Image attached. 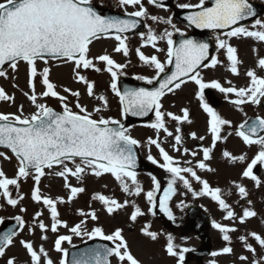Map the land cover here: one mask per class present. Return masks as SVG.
Segmentation results:
<instances>
[{
    "label": "snow or ice",
    "instance_id": "1",
    "mask_svg": "<svg viewBox=\"0 0 264 264\" xmlns=\"http://www.w3.org/2000/svg\"><path fill=\"white\" fill-rule=\"evenodd\" d=\"M118 3L125 9L124 16L127 18L102 15L97 11L92 0H3L0 2V77L7 78L8 68L15 72L19 63L24 62L28 69L29 91H24L23 95L34 109L26 115L24 105L20 104L16 112H0V148L4 149L0 151V158L11 161L14 157L17 162L16 172L12 178H9L0 167V198H3L8 206L18 207L25 199L19 191L20 182L31 178L34 184L30 199L42 205L50 217V224H46L42 219L44 214L42 210L34 213L30 224L22 215L11 217L15 224L0 232V258L5 257L7 250L16 245L17 238L27 226L30 236H35L37 229L40 231L42 242L49 239L47 235L49 231L56 234L53 250L60 254V259L53 260L43 243L37 246L31 239L19 238V245L28 257L24 264H113V260L115 264H142L131 251L122 228L117 227L106 233L102 226H94L91 229L87 227L89 221L99 220L97 211L92 209L91 205L88 211L77 209V215L81 219L72 226L60 218L58 205L71 204L84 193L86 188L83 184L88 176L101 178L106 174L111 175L127 197H138L143 194L149 205L148 213L155 216V210L159 207V211L169 220L175 219L169 202L177 194L178 182L194 197L210 196L225 213L224 219L232 222L231 225L212 222V227L222 234V239L226 242V246L222 249L211 253L213 257L234 255L230 233L238 231L235 224L237 222L245 224L258 215L251 207H245L241 213H237L223 198V190L220 187H212L208 180L198 175L197 169L214 172L215 169L208 162L213 159L218 142L227 143L228 137L234 134L245 146L249 148L258 146V151L250 162L246 163L241 173L242 178L251 179L256 187L264 186V181L254 174L257 166H264V116L247 118L235 126L234 132L229 131L224 135L226 127L233 128L232 121L224 118L205 99V90L215 89L224 94L225 99L239 111H243L244 105L262 106L264 75L258 74L257 69L264 72V57H260L259 50L253 48V52L257 53V65L256 68L246 71L248 83L245 86H235L231 80L226 81L227 87L218 79L206 81L201 75L202 67L215 69L225 63L218 55L210 56L208 42L188 38L170 17L150 15L143 0H118ZM147 3L155 7H165L162 0H147ZM129 6L136 10L128 12L126 9ZM179 7L194 9L185 17L189 27L207 29L216 33L217 53L223 50L227 68L235 76L240 75L239 66L243 61L239 59L238 48L230 41L233 38H251L258 43H264V20L254 19L250 26L243 23L257 15L249 0H199L196 4H181ZM142 19L170 25L171 30L166 28L161 34H157L151 26L145 25L148 29L147 33H140L141 47L150 45L157 52L165 53V60L162 61L157 55H145L141 48H136L139 60L152 68L155 75L151 77L137 75L135 79L156 86L125 87L121 91L118 81L125 74L124 70L128 64L118 63L107 50L103 54L93 56L91 46L95 41L110 38L116 42L113 52L122 53L127 57L130 49L126 33L137 29ZM175 33H179L182 37L179 42L173 39ZM160 41L166 43V50L158 47ZM49 61L71 64L75 81L85 86L86 94L90 98L100 102L98 106L90 111L80 102V91L67 86H59L66 95L61 94L58 85L50 79L51 68L47 66ZM37 62L44 63L45 67L42 71L38 70ZM101 63L104 65L103 68L99 66ZM169 66L172 67L167 70ZM87 70L97 73L106 71L110 74V89L118 97L123 118L128 115L144 117L154 112L155 120L148 127L155 130L157 136L147 139L149 146L147 159L169 174L167 186L163 188V195L158 202L157 193L161 191L160 180L155 175L149 174L153 187L145 192L137 178L136 149L141 146V141L131 136L122 120L106 118L103 115L97 118L99 113L108 109L109 101L105 95L95 93V81L89 80L82 74ZM37 77L43 86L42 92L36 90ZM189 81L196 86L195 96L199 106L209 117L207 133L211 137V143L208 146L201 144L198 151L183 148L182 156L191 155L196 158L202 153V159H198L194 166L192 160L181 161L169 154L159 139V133L162 131L166 137L173 139V150L181 152L180 146L184 137L180 125L192 123L190 110L183 107L180 115L164 111L162 100L167 94H174L180 90ZM69 96L75 99L74 104L69 101ZM45 98L58 100L61 110L57 111L47 103L41 102ZM0 101L15 102V96L9 95L3 87H0ZM167 119L176 122L174 132L167 127ZM190 136L200 142L206 139V136H198L195 132ZM153 145L158 150L160 160L151 155L150 149ZM9 152L11 155L8 154ZM222 157L232 164H243L248 161L247 153L235 155L227 148L222 151ZM45 176L61 178L64 182L63 188L67 190V198L52 197L42 192L40 185ZM71 178L77 181V185L71 183ZM193 182L201 185L199 191L194 190ZM232 183L240 198L251 206L252 201L247 199L249 195L247 188L241 183L235 181ZM91 199L98 201L102 205V210L109 216L131 207L132 211L128 219L133 224L146 214L134 200L125 199L120 202L115 197L100 192L94 193ZM181 205H183L182 201ZM26 211V208H20L21 213ZM4 224L5 218L0 217V225ZM151 227V224L146 222L140 232L155 242L161 234L151 230ZM60 228L67 229L70 235L60 234ZM73 236L87 237L88 240L98 238L110 242L111 246L104 244L85 248L81 252L74 253L69 261V250L64 248L63 244L67 242L71 245ZM249 237L261 250H264V235L251 231L238 237L244 249L256 257V248L249 242ZM183 239L186 241L187 238ZM164 251L169 257L176 258L177 264H185V254L193 249L177 244L175 237L169 233L166 235ZM238 259L241 264H264V251L259 258H254L251 262L246 255H240ZM5 264H17V257H8ZM211 264H216V261L213 260Z\"/></svg>",
    "mask_w": 264,
    "mask_h": 264
},
{
    "label": "rangeland",
    "instance_id": "2",
    "mask_svg": "<svg viewBox=\"0 0 264 264\" xmlns=\"http://www.w3.org/2000/svg\"><path fill=\"white\" fill-rule=\"evenodd\" d=\"M97 3L105 5V6H113L116 8H121L118 3V0H95ZM145 0H143L144 2ZM183 1H191L195 2L196 0H180L178 1L179 4H182ZM0 2H3V0H0ZM146 7V6H145ZM118 10V9H117ZM126 10L134 11L136 9L132 8L131 6L127 7ZM149 14L150 15H157L160 17L164 18H169L170 14L169 12L159 10L157 8H150L149 9ZM264 20V19H262ZM149 25L153 28V30L161 34L166 28L169 29L170 25H166L164 23H154L150 19L147 20ZM135 41H130L128 43L129 46V55L125 57L122 53H114L113 49L116 45V42L113 39L106 38V39H101L98 41H95L93 45L91 46V54L93 56H98L100 54H103L105 50L109 54L112 55L113 59H115L118 63H127L128 67L125 69L124 73L127 75H133L135 74H140L143 76H148L151 77V72H143L145 68H149L148 66L145 65L144 67H139L140 61L139 58L138 60L135 58L134 50L135 47H138L137 41L139 40V48H141V51H148L146 52L147 55H156L155 51H150L152 50V47L150 49H147L146 47H141L142 40L141 38H135L133 39ZM230 42H232L235 45H241L239 51H238V56L239 59L243 61V63L239 66V71L240 75L235 76L233 75L227 68V63L225 62L224 64L218 65L213 72H210L209 74L205 75L204 78L205 80H211V79H218L222 83L223 86L227 87L228 84L226 83L227 80H231L233 85L235 86H245L248 83V78L246 77L245 73L249 69L256 68L257 65V53L253 52V48H257L258 55L260 57H264V43H258L254 41L251 38H233ZM224 55V53H222ZM224 60V57H222ZM51 68V73H50V79L52 82L56 83L58 85V90L61 91V94L66 95L63 93L62 88L59 86H67L73 90H78L81 93V100L80 102L88 107V109L91 111L94 107L98 106L100 103L94 98H90L86 94V88L83 84L77 83L74 79L73 76V66L71 64H63L60 61H49V64L47 65ZM101 68L104 67V65L101 63L99 64ZM37 67L38 70L42 71L43 67H45L43 62H37ZM151 70V69H149ZM258 74L264 75V72H260L258 69ZM82 74L86 75L89 80L95 81V93L97 95H105L109 101V107L107 110L99 113L97 115V118L99 115H103L104 117H112L115 119H120L122 120L121 116V110H120V105H119V100L118 97L115 96L114 93H112L110 89V74L107 73L106 71H101L99 73L92 71V70H87L85 72H82ZM15 85V87H14ZM191 84L187 85L184 87L182 90H178L181 93H178L175 97L174 95H168L165 97L164 102H163V109L164 111H170L175 114H182L181 109L183 107H187L190 110V116L192 118V123H183L180 125L182 134L184 137V133L186 132H195L198 136L199 135H204L206 136V139L202 142L197 141V140H191L185 141L183 139V143L180 146L181 152H176L172 148V144L174 143L173 139L171 137H166V135L161 131L159 133V139L162 142V146L169 152V154L173 155L175 158L180 159L181 161L185 160L186 157L188 156H182L181 153L183 151L184 147L188 146L190 147L191 145L194 146V148L191 149L193 151H198L199 146L202 144L203 146H208L211 142V137L210 134L207 133V120L209 117H207V114L202 110V108L199 106V101L196 99L195 93H190L193 90L192 88L189 87ZM0 87H3L5 91L9 95H14L15 96V102L11 101H0V112L4 113H13L17 111V107L20 104L24 105V110L25 114H29L32 112L34 109L30 105V102L27 100V98L23 95L24 91H29L28 88V69L27 65L24 62H20L18 65L17 71L13 72L10 68L7 69V78L0 77ZM36 90L37 92H42L43 86L40 84L39 77L36 79ZM214 92L218 99L220 100V103L216 106H212L216 111H218L224 118L226 119H236V122L240 121L242 123L248 115L251 114H260L264 116V103H262V106H255V105H244L243 111L237 110V108L232 105L231 103L228 102V100L225 99L224 94L220 93L218 90L214 89ZM176 98V100H172ZM233 99L235 97H232ZM69 101L71 104L75 103V99L71 96H69ZM178 102V106H172L170 102ZM182 101L184 102H191L192 105L185 106L186 103H181ZM41 102L47 103L49 106L54 107L57 110H61L59 101L56 100L55 98H45ZM75 110V109H74ZM245 113L247 115H245ZM201 117V120H200ZM205 118V119H204ZM155 120V116L153 119L148 122L144 123L142 125H137V126H132L131 129L129 130L131 136L139 141H141V153L142 156L147 159V156L149 154V146L147 145V139L149 137L156 138L157 133L155 130L152 128L148 127V125ZM199 120L202 121L199 124V127H196L199 123ZM167 127L169 128L170 131H175L176 128V122L171 121L170 119H167L166 121ZM226 127L225 129V134L230 131V129ZM236 140L230 141V140ZM227 148L229 151H231L235 155H239L242 153H247L248 156V161L245 163H236L232 164L225 160L222 157V151ZM189 149V148H188ZM0 151H4V149H0ZM151 155L154 156L155 158L160 157L158 150L156 147L153 145L151 146ZM258 151V146H253L251 148L245 146L242 141L237 138L234 134L230 137H228L227 143L223 142H218L217 148L214 151L213 155H221L220 159H216L214 157L213 160L209 161L208 163L212 168L215 169L214 172H206V171H201L197 169L198 175H200L203 179L208 180L210 185H216L215 187H220L223 190V198L226 199V201L233 206L234 210L237 213H241L243 208L245 207H251L254 209L258 215L255 218H252L248 220L245 224H239L238 222L235 224V227L238 228L237 232L230 233L231 241L232 244L231 246L234 249V255H218L216 257H213L212 255L210 257H207L201 261H193L189 262V264H211L213 260L216 261V264H241L239 261L238 257L240 255H246L249 257V262H251L254 258H259V255L262 253L261 248L259 247L258 244H256L254 241L251 240L249 237V242L253 243L254 247L256 248L257 251V256L253 257V255L249 252H247L244 247L242 246L241 242L239 241L238 237L240 235H246L247 233L251 231H256L257 233H260L264 235V223H262V220H264V189L261 187H256L254 181H252L249 178H242L241 173L246 167V163L250 162L251 158L255 155V153ZM249 153V155H248ZM9 155L10 152L8 153ZM201 153L196 157L192 158L193 161V166L195 165L196 161L198 159H201ZM148 160V159H147ZM0 167H2L3 171L6 173V175L9 178L14 177L15 172H16V167H17V162L15 158L13 157L11 161H5L2 158H0ZM47 171V170H46ZM165 175H159V180L160 182L164 181V184L167 186V180L169 178V174L165 172ZM262 180L264 181V166H262V172H261ZM146 174V173H145ZM141 176V175H140ZM142 182H148L147 177L145 175L141 176ZM233 181L237 183L243 184L247 190H248V197L247 199L252 201L251 206H249L247 203H245L244 200H242L235 189L233 185ZM21 187H20V193L25 196V199L21 202V204L13 208L11 206H8L3 198H0V205H3L0 207V217H4L5 221L9 220L11 217L15 215H22L25 219L26 222L29 224L32 222V217L34 213L37 210H42L43 211V217L42 219L46 224H50V217L49 213L46 209H43L42 205H38L34 203L30 199V194L31 190L33 188V180L31 178H28L27 180H22L21 182ZM63 180L58 177H52V176H45L42 178L41 181V190L47 195H50L52 197H57V196H64L67 198V190L63 188ZM71 183L73 185H77V181L74 178H71ZM180 182L177 184V194H180L179 197L175 200L174 197L172 200L169 202V206L171 208V211L175 217L174 220H167L166 226L163 224L162 218L158 219L155 218V216L150 217L151 214H145L142 217H139L135 224L131 223L128 219V216L130 212L132 211L131 207H128L126 209L120 210L113 216L107 215L103 210H102V205L98 201H93L91 199L92 195L96 192H100L105 195L113 196L116 193H113L116 190H120V187L118 183L114 180V178L106 174L101 178H94L92 176L86 177L83 186L86 188V191L78 196L71 204H61L58 205V210L60 212V218L62 220H66L69 224V226L74 225L75 223H78L79 220L81 219L77 215V209H84L86 211L90 210L89 205H91L92 209H95L99 215V220L98 221H89L87 227L91 229L94 226H102L104 225V230L106 233L111 232L117 227H120L124 230L123 234L125 238L128 241L129 246H131L134 251L140 255V257H144L147 261L148 264H163V261L168 260L166 256L164 257V251L161 249V243L158 241L164 240V237L167 234H172L177 242H179L178 237H176V234L179 235L178 232L175 231V229L172 227V224L175 223L176 226H180L182 223H184L185 218L182 214L177 212V210L174 208L175 205H181V201L183 202L184 207H186L190 203H200L201 206H204L207 208V212L210 215V220L206 224V231L211 235L212 238V247H213V252H217L220 249H222L224 246H226V242L223 241L222 239V234L215 228L212 227V222L216 221L218 223L226 224V225H231L232 222L229 220L224 219L225 213L222 212L217 203L214 202L210 196H199L197 197L198 199H194V196L192 193H188L187 190H185L183 187L181 191L178 190V185ZM106 185V187H105ZM197 185V183L193 182V186ZM142 187L144 188V191H149L152 189L153 185L148 186L147 184H143ZM201 186L198 187V190H200ZM107 190V191H106ZM109 190V191H108ZM196 190V189H195ZM113 191V192H110ZM180 192V193H179ZM161 196L163 195V189L161 188L160 191ZM186 194V195H185ZM15 196V192L13 193ZM159 196V193H157ZM116 199H118L120 202H123L125 199L129 200H134L140 207L143 202L138 199V197H127L122 191L120 192L119 195L113 196ZM26 208L27 211L21 213L20 208ZM203 207V208H204ZM142 210H146L147 206L141 207ZM180 211H182L180 209ZM150 223L151 224V230H154V225L157 223V225L160 227L162 226L163 229H166V233L162 236V238H158L157 241H155V244L153 241L150 239L146 238L143 236L140 232L141 227L145 223ZM187 222V220H186ZM1 226V225H0ZM186 227L185 231L183 229ZM182 231L184 236H186V241L183 240V247H188L190 249H195L198 248L202 245L201 239L199 236L193 232V230H190V225L186 223L182 227ZM158 229V228H157ZM157 232V231H156ZM60 234H65V235H70L67 229L60 228L59 229ZM49 239L47 241L42 242L40 240V231L37 229L35 236H30L28 234V228L27 226L25 227L23 233H21V236L19 238H24V239H31L33 240L36 245L38 246L40 243L44 244V247L48 249L50 256L53 260L58 261L60 259V254L56 253L53 250V241L56 238V234L52 233L49 231L47 233ZM19 238H17L16 245L14 247H11L7 250V255L3 258H0V264H5L6 260L8 257L16 256L17 257V264H24V262L28 259L26 256L24 250L20 247L19 245ZM87 237H75L73 236L72 239V244H75L77 241H84L86 240ZM71 244V245H72ZM69 247L70 244L65 242L63 244V247ZM155 253H158L155 255ZM162 256V257H161ZM146 261L141 260L142 264H145ZM115 262V261H114ZM173 264H177L176 260H173Z\"/></svg>",
    "mask_w": 264,
    "mask_h": 264
},
{
    "label": "water",
    "instance_id": "3",
    "mask_svg": "<svg viewBox=\"0 0 264 264\" xmlns=\"http://www.w3.org/2000/svg\"><path fill=\"white\" fill-rule=\"evenodd\" d=\"M210 6V5H209ZM97 9V8H96ZM97 11H99L97 9ZM100 12V11H99ZM101 13V12H100ZM102 14V13H101ZM102 15H105V16H114V15H110L109 13H104ZM122 18V17H121ZM135 31V30H133ZM131 31V32H133ZM201 34L204 33V32H207V31H210V30H207V29H199L198 30ZM131 32L129 33H126L127 35L130 34ZM163 75V74H162ZM156 85H148L146 83H141V82H137V81H133V82H127V81H123L122 82V91L125 87H129V88H139V87H147V88H152ZM152 115V113H149L148 116H144V117H135V116H131V115H128L126 117V122L124 123L125 127L128 128L129 125L133 122V123H138V122H143L147 119L150 118V116ZM136 152H137V168L136 170H141V169H146L147 168V164L141 160V158L139 157V153H138V150L136 149ZM15 224V222L13 224H9L7 223L1 230L0 232H3L4 230H6L8 227H11ZM204 238H205V241H206V245L205 247L202 249L201 251V255L202 254H208L209 253V243H208V235H204ZM108 245V246H111L108 242L106 241H93L91 242L90 244L86 245V246H83L81 248H77L75 250H73L71 252V256L69 258V261H71V258H72V255L74 253H78V252H81L83 251L85 248H91V247H95L97 245Z\"/></svg>",
    "mask_w": 264,
    "mask_h": 264
},
{
    "label": "flooded vegetation",
    "instance_id": "4",
    "mask_svg": "<svg viewBox=\"0 0 264 264\" xmlns=\"http://www.w3.org/2000/svg\"><path fill=\"white\" fill-rule=\"evenodd\" d=\"M199 2V1H198ZM198 2H196V3H198ZM196 3H194V4H196ZM173 8V7H172ZM169 9V10H171V14L174 12V10H176V9ZM180 8V7H179ZM178 9V8H177ZM174 22V21H173ZM175 23V22H174ZM176 24V23H175ZM145 25H147V24H145ZM177 25V24H176ZM177 27L182 31V32H184V33H187V32H189L190 31V28L187 26V25H183V24H179V26L177 25ZM179 33H177V35H178ZM215 35H216V33H213L212 34V36H213V39H214V42H215ZM176 36V33L174 34V36H173V39H174V37ZM162 46V45H161ZM161 46H160V43H158V47H160L161 48ZM216 46V45H215ZM153 51H156L154 48H152V52ZM221 52V51H220ZM220 52L219 53H217V50L215 51V53H214V55H220ZM156 54L157 55H164L165 56V53H163V52H157L156 51ZM208 70L206 69V68H204V69H202L201 70V74H203V73H205V72H207Z\"/></svg>",
    "mask_w": 264,
    "mask_h": 264
},
{
    "label": "bare ground",
    "instance_id": "5",
    "mask_svg": "<svg viewBox=\"0 0 264 264\" xmlns=\"http://www.w3.org/2000/svg\"><path fill=\"white\" fill-rule=\"evenodd\" d=\"M181 237H182V234H181Z\"/></svg>",
    "mask_w": 264,
    "mask_h": 264
}]
</instances>
